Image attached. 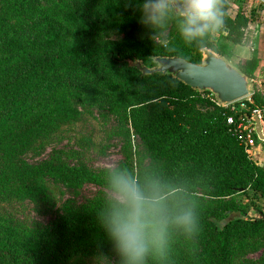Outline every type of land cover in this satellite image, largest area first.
Returning a JSON list of instances; mask_svg holds the SVG:
<instances>
[{
	"label": "trees",
	"instance_id": "trees-1",
	"mask_svg": "<svg viewBox=\"0 0 264 264\" xmlns=\"http://www.w3.org/2000/svg\"><path fill=\"white\" fill-rule=\"evenodd\" d=\"M44 2L47 8L37 7L28 19L16 21L0 14V50L7 52L0 63V189L48 204L60 185L75 189L91 183L113 191V179L123 175L149 188L159 186L158 179L165 173L179 189L170 193L162 188L169 194L171 214L186 212L185 205H190L197 229L189 232L170 225L166 243L151 247L146 264H235L242 249L264 246V213L254 220L233 219L218 228L213 220H222L240 207L233 199L212 203L194 194L195 182L225 177L209 189L210 195L243 193L264 201V167L247 153L241 134L226 123L228 110L180 80L161 72L143 73L133 64L139 60L151 68L156 65L154 56L198 62L175 45L151 44V37L164 31L182 39L177 22H166L165 28L153 32L139 23V11L125 7L126 0H65L60 18L53 15L54 0ZM224 11L225 24L214 42L204 47L208 43L204 39L187 48L193 47L198 55L208 48L231 58L233 46L242 42L248 17L243 9L231 14L228 0H224ZM108 26L144 39V46L111 41L79 47L65 40L67 33L80 28L96 31ZM237 65L253 78L256 52ZM251 97L254 105L264 106L255 90ZM197 100L214 105V114L194 108ZM75 101L127 114L150 155L178 166L163 174L153 166L134 174L129 142L123 144L125 161L112 168L92 167L75 155L73 163L61 155L26 161L27 150L51 142L60 127L80 119L82 111ZM233 170L236 176L231 177ZM113 202L112 196L98 191L89 202L64 209L40 228H28L0 214V264H86L85 258L91 256L116 257L121 264L103 227ZM171 252L183 256L171 260L159 256ZM258 264H264V258Z\"/></svg>",
	"mask_w": 264,
	"mask_h": 264
},
{
	"label": "rangeland",
	"instance_id": "rangeland-1",
	"mask_svg": "<svg viewBox=\"0 0 264 264\" xmlns=\"http://www.w3.org/2000/svg\"><path fill=\"white\" fill-rule=\"evenodd\" d=\"M65 0H54L53 8L56 17L60 18L64 14L62 12V3ZM37 7L47 8L44 0H0V14L5 13L10 19L16 21L20 19H28L29 14L34 12ZM233 7V6H232ZM162 43L177 46V48L191 59H195L201 63L204 60L205 48L201 49V55L191 48H187L182 39H174V35L170 31H164L159 34ZM67 43L73 46L83 47L92 43L125 41L131 45L144 46V39L133 37L124 31L117 30L115 27H103L93 31L86 28H80L77 32H69L65 38ZM151 44L157 47V44L152 40ZM213 43V42H212ZM211 50V49H210ZM215 53V52H214ZM217 56H222L215 53ZM7 56V52L0 50V63ZM155 60V56L152 58ZM231 60V59H230ZM235 62L236 60H231ZM156 64L158 62L156 61ZM163 73V72H161ZM177 79L174 73H164ZM257 79V78H256ZM178 80V79H177ZM257 85V84H256ZM258 87V85H257ZM75 106L79 107L82 115L76 123L60 127L51 137V142L37 144L32 149L27 150L24 158L28 162H36L52 155H61L70 163H73L80 156L88 165L92 167H115L120 162L125 161L123 152V144L129 142L132 154V167L134 174L147 167L159 168L161 173L170 169H176L178 166L171 161H161L152 157L143 144L137 133L135 132L129 116L125 113L120 115L114 114L105 107L86 104L81 101H75ZM151 102H147L149 107ZM193 107L206 114H214V105L207 100H197L193 103ZM255 144L259 145L260 140L253 135ZM257 145L253 149L245 146V150L254 161L261 163L260 152ZM264 151V149H263ZM259 153V155H258ZM180 167H185L180 162ZM236 176V171L231 172V177ZM225 179L208 178L201 182L193 184L194 194L203 201L212 203L233 199L240 207L239 211H231L227 213L222 220H213L218 228H221L230 220L241 218L254 220L262 216L264 213V201L252 198L243 193H238L235 196L215 197L209 194V189L213 186H219ZM159 180L161 188L167 187L170 193L179 190L176 182L171 175H164ZM217 181V182H216ZM176 185V186H175ZM98 191L105 192L113 197V191L99 187L98 185L87 183L80 188H65L60 185L55 189V196L51 203L36 202L31 199H21L20 197L10 196L4 189H0V214L6 220L14 221L17 224L25 225L28 228H40L46 226L57 214L63 212L66 208H71L89 202ZM168 203V200H167ZM185 211H190L191 206L186 204ZM99 219V218H98ZM197 229V228H196ZM195 229V230H196ZM253 247V246H252ZM178 250H181L179 248ZM159 256L171 260L183 256V253H159ZM264 258V246L259 248L242 249L236 258L235 264H258L259 259ZM86 264H118L116 257L108 256H91L85 258Z\"/></svg>",
	"mask_w": 264,
	"mask_h": 264
},
{
	"label": "clouds",
	"instance_id": "clouds-1",
	"mask_svg": "<svg viewBox=\"0 0 264 264\" xmlns=\"http://www.w3.org/2000/svg\"><path fill=\"white\" fill-rule=\"evenodd\" d=\"M125 7L139 11V23L153 32L165 28L166 22L176 21L188 46L207 39L202 45L207 47L225 24L224 0H126ZM152 40L166 47L159 35H153ZM112 188L114 202L103 218V227L121 264H146L151 247L166 243L172 224L189 232L196 229L191 211L171 214L169 194L158 185L142 188L135 179L120 175L113 179Z\"/></svg>",
	"mask_w": 264,
	"mask_h": 264
},
{
	"label": "water",
	"instance_id": "water-1",
	"mask_svg": "<svg viewBox=\"0 0 264 264\" xmlns=\"http://www.w3.org/2000/svg\"><path fill=\"white\" fill-rule=\"evenodd\" d=\"M204 60L201 63L188 61L178 56H157L158 64L148 68L141 61L133 62L143 73L172 72L184 84L199 91H210L220 105L243 98L252 93V83L241 72L235 62L227 56H217L212 50L205 48ZM255 132L263 138L260 121L254 118Z\"/></svg>",
	"mask_w": 264,
	"mask_h": 264
},
{
	"label": "crops",
	"instance_id": "crops-1",
	"mask_svg": "<svg viewBox=\"0 0 264 264\" xmlns=\"http://www.w3.org/2000/svg\"><path fill=\"white\" fill-rule=\"evenodd\" d=\"M231 2L230 11L234 14L238 9L245 10L248 17L247 27L244 29V36L242 42L233 46V56L228 57L229 61L245 60L251 57L252 51H255L258 57V65L254 71L253 78H248L252 83V93L254 90L260 94L264 101V2L259 0H228ZM233 6V7H232ZM225 56V55H222ZM257 78V79H256ZM258 87H257V85ZM255 86V88H254ZM250 93L247 96L252 95ZM252 99V97H251ZM263 117L260 121L261 130L264 133V106ZM257 144L251 146L249 149H253ZM258 152H260V159H264V143L259 142L257 145ZM264 167V161L258 163Z\"/></svg>",
	"mask_w": 264,
	"mask_h": 264
},
{
	"label": "built area",
	"instance_id": "built-area-1",
	"mask_svg": "<svg viewBox=\"0 0 264 264\" xmlns=\"http://www.w3.org/2000/svg\"><path fill=\"white\" fill-rule=\"evenodd\" d=\"M259 1L264 2V0ZM229 4L232 5L230 1ZM201 97L228 110L225 114L226 123L233 125L235 131L241 134V142L244 146L251 147L254 145L253 135H255L260 142L264 143V133L262 132L263 138H258L255 132L254 121L255 117H258L259 121H261L263 117V109L261 106L254 105L250 96H245L224 105H220L214 94L210 91H201Z\"/></svg>",
	"mask_w": 264,
	"mask_h": 264
}]
</instances>
